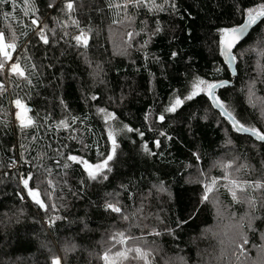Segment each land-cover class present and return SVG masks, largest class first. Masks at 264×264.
I'll return each mask as SVG.
<instances>
[{
	"label": "trees",
	"instance_id": "1",
	"mask_svg": "<svg viewBox=\"0 0 264 264\" xmlns=\"http://www.w3.org/2000/svg\"><path fill=\"white\" fill-rule=\"evenodd\" d=\"M72 2V10L66 0L0 3V32L28 78L9 61L0 72V264H106V252L137 247L150 264H264V143L240 134L207 90L185 99L198 79L231 82L217 98L264 132V19L234 52L235 77L221 51L224 30L264 0H155L160 9L149 0ZM123 27H133L130 50L113 39ZM81 33L86 46L74 39ZM177 98L183 103L166 111ZM17 99L31 123L13 122ZM109 132L116 155L92 180L86 164L110 154ZM215 176L229 219L217 216L207 190ZM231 180L245 186L235 198ZM255 183L262 187H248ZM135 255L108 264H145Z\"/></svg>",
	"mask_w": 264,
	"mask_h": 264
},
{
	"label": "snow or ice",
	"instance_id": "2",
	"mask_svg": "<svg viewBox=\"0 0 264 264\" xmlns=\"http://www.w3.org/2000/svg\"><path fill=\"white\" fill-rule=\"evenodd\" d=\"M7 2V0H0V3H5ZM132 2L137 5L140 6L143 2V0H132ZM149 2L153 5V7L160 9L162 8V5H157L155 4V0H149ZM50 7H52L53 5H49ZM65 7L68 10H72L74 8V4L72 2V0H66L65 3ZM27 14V13H26ZM246 16H247V21L245 24L237 27V28H232L230 30H224L225 33V39H223L221 41V43L224 45L222 48V54L224 56L227 57L228 62L231 63L232 60L235 59V57L232 55V51L231 49L233 47H235V45L244 37L245 34V29L248 28L251 25L256 24L258 19L264 18V4L259 6V9H250L246 11ZM32 23L34 25H37V27L39 28V24H38V20L34 19L32 21ZM75 23V21H74ZM39 35H40V39L47 44L48 38L47 36L44 34V31L42 28L39 29ZM131 36V33L129 34ZM74 39L76 40V42L79 43H83L85 46L87 45V37L85 34L81 33V35H77L74 37ZM15 43H5V36L2 32H0V55L3 56V60L0 61V72L4 71L5 68V63H7L8 61H10L12 59L8 49H12L15 50ZM173 55H175V53H173ZM9 71L12 72L15 75H18L20 77H23L25 80H27V76L25 75V71L21 68V66L17 63H12L10 65ZM31 81L29 80L28 83H30ZM226 82L221 83L220 85L214 84V83H209L206 84L205 81L203 80H197L194 82L193 84V90L191 92L190 95H188L185 99L187 100H191L195 95H197L200 91H204L207 90L208 95L210 97V99L212 100L213 104L220 108L223 112L224 115L227 116V118L232 122L233 126L238 130V131H243V132H250L253 136H255L257 139L264 141V132H261L260 130L254 128V127H245L244 124L240 123L239 121L236 120V118L232 115L231 112H228L227 109L224 107L223 103L220 102V100L215 96L214 93V89L217 88L218 86L223 87L224 84ZM201 85H205V88H201ZM4 85L2 82H0V90H4ZM95 99V97H93ZM183 101L179 98H177L175 100V102L172 104L171 107H169L168 109H166V111L169 112H174L176 111L177 106H179L180 104H182ZM15 105L18 108H22L23 105L21 103V100L17 99L15 100ZM101 112H104V109L100 110ZM19 118V116H18ZM109 118L114 119V114H110ZM160 120H164V116L161 115L159 117ZM29 123H31V121H29ZM61 124L65 127H67L68 125L65 124V122L61 121ZM129 131H132V129H128ZM109 138L112 140V149L110 154L107 155L106 159L103 161V163L101 164H97L94 166L91 165H87L86 167L88 168V175L92 180H96L98 178V176H101V172L102 170L106 169L108 167V162L113 160L115 155H116V142H115V137L113 135L112 132H109ZM158 143V142H157ZM147 151V149H145ZM69 160H77V157L75 156H69L68 157ZM86 163V162H85ZM65 167H67V165H65ZM110 171V169H108ZM102 179H107L106 175H103L101 177ZM30 179V178H29ZM29 179H24L23 183L25 188L29 187ZM213 184H215V181H213ZM229 187V190L232 192L233 198L236 197L237 193H236V189H240L241 191L244 190L245 186L241 185L239 183H237L235 180H231L230 181V185L227 186ZM248 187H254V188H261L262 185L260 183H255L254 185H248ZM208 191L211 190V188L207 189ZM29 195L35 200V202L40 205V207H45L43 201L39 198V192L36 190H33L31 188H29ZM204 200H207L208 197L207 195H205L203 197ZM250 205L252 207H254V203L252 201H249ZM106 207L108 209H111V211L116 212V213H120L121 209L119 207H116L115 205L109 203L108 205H106ZM125 219H127V217H124ZM250 226V225H249ZM156 235H159L160 233H155ZM117 236L120 237V239L117 241L118 243H125L126 242V238L124 233H117ZM113 239H116V237L114 236ZM235 242V241H233ZM247 243V238L242 236V243L239 245V247L241 248V254H243V244ZM129 252H134L136 255L133 257V259H137V260H143L145 262V264H150L149 262V253L143 251L141 248L137 247V248H128L126 251L123 252H117L115 254V257H110L108 255V253L106 252L105 255L103 256V259L105 260L106 264H108V262L110 260H115V259H127V253ZM53 264H60V260L59 259H54Z\"/></svg>",
	"mask_w": 264,
	"mask_h": 264
},
{
	"label": "rangeland",
	"instance_id": "3",
	"mask_svg": "<svg viewBox=\"0 0 264 264\" xmlns=\"http://www.w3.org/2000/svg\"><path fill=\"white\" fill-rule=\"evenodd\" d=\"M132 32H134L133 31V27H123L122 29L118 28L116 31H114L113 39L118 44L121 45V48H125L126 50H130L132 48V46L134 45V43H132L133 42L132 40L128 42L127 38L131 37L129 34L132 33ZM14 58H16V57L13 56L12 59L9 61V64H12V63L16 62V59H14ZM5 69H7V67ZM10 104H11V114H12L13 122L17 121V122H19L21 124L29 123L28 114H27L26 108L24 106L22 108H18L15 105V101H13V100L10 101ZM18 116H19V118H18ZM226 148H228L229 150H232V149L234 150V146L232 145L231 141L228 140ZM227 155L234 156V154H229V153ZM222 165L226 166L227 163H223ZM233 166L236 167V164H234ZM93 168H94V166H93ZM87 170H88V168H87ZM213 181H215V184H213ZM219 183H220V180L216 176L214 178L211 177V182H210V185H209V188H211V190L209 191V193H211V196H210L211 202L215 206L216 213H217V216L219 218L223 217V216H226L227 219H229V216L226 215L227 213H226V209H225V206H224L223 202L215 194ZM213 195H215V197H213ZM60 264H62L61 261H60Z\"/></svg>",
	"mask_w": 264,
	"mask_h": 264
},
{
	"label": "water",
	"instance_id": "4",
	"mask_svg": "<svg viewBox=\"0 0 264 264\" xmlns=\"http://www.w3.org/2000/svg\"><path fill=\"white\" fill-rule=\"evenodd\" d=\"M264 18H261V19H258L257 20V22H256V24H254V25H251V26H249L248 28H246L245 29V34H244V37H243V39H241L236 45H235V47H233L232 49H231V51H232V55L234 56V52L236 51V49L239 47V45L248 37V35L250 34V32L252 31V29L253 28H255L256 26H258L259 24H260V22L263 20ZM247 21V20H246ZM246 21L243 23V24H245L246 23ZM242 24V25H243ZM224 46V45H223ZM223 48V47H222ZM223 59H224V61H225V64L227 65V67H228V69H229V71H230V73H231V75H232V77H235L236 76V68H235V62H234V60H232V62L231 63H229L228 62V59H227V57L226 56H224L223 55ZM226 83L224 84V86H229V85H231L232 83L231 82H227V81H225ZM223 83V82H222ZM221 83H219V84H217V85H220ZM221 87L220 86H218L217 88H215L213 91H214V93H215V96L217 97V95H216V92H217V90L218 89H220ZM211 100V99H210ZM211 103H212V106L214 107V109L216 110V111H219L220 113H222V115L225 117V118H227V116L226 115H224L223 114V112H222V110L220 109V108H218V107H216L214 104H213V102H212V100H211ZM228 119V118H227ZM229 120V119H228ZM230 121V120H229ZM231 122V121H230ZM232 123V122H231ZM237 130V129H236ZM238 131V130H237ZM240 134H242V135H247V136H251V137H253L254 139H256L257 141H259V142H261V143H264V141H261V140H259V139H257L255 136H253L250 132H243V131H238ZM22 185L24 186V183L22 182ZM24 188H25V186H24ZM27 191H29V187L28 188H25Z\"/></svg>",
	"mask_w": 264,
	"mask_h": 264
},
{
	"label": "crops",
	"instance_id": "5",
	"mask_svg": "<svg viewBox=\"0 0 264 264\" xmlns=\"http://www.w3.org/2000/svg\"><path fill=\"white\" fill-rule=\"evenodd\" d=\"M60 260V259H59ZM61 261V260H60Z\"/></svg>",
	"mask_w": 264,
	"mask_h": 264
}]
</instances>
